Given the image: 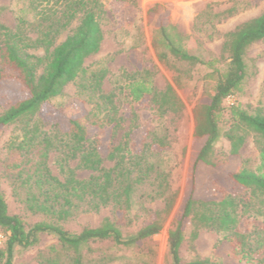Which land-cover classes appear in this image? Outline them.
Masks as SVG:
<instances>
[{
    "label": "trees",
    "instance_id": "obj_1",
    "mask_svg": "<svg viewBox=\"0 0 264 264\" xmlns=\"http://www.w3.org/2000/svg\"><path fill=\"white\" fill-rule=\"evenodd\" d=\"M117 4L136 9V0H22L14 26L10 28L0 22V83L9 78L24 91L23 97L7 104L0 112V132L9 126L18 130L10 140V146L21 158L14 165L15 179L27 187V210L41 217L26 225L18 215L9 213L0 184V232L5 236L0 264H12L15 246L30 247L45 232L54 234L60 248L70 254L65 261L55 256L46 258L43 264H84L81 249L88 243L111 240L115 246H130L157 233L162 222L155 217L129 235L123 234L109 218H104L96 227H83L77 233L68 232L61 223L77 213L97 212L108 206L116 215L124 217L143 202L163 200L167 209L171 206L169 171L158 160L170 144L159 125L140 133L132 111L130 123L116 144L103 147L92 136L93 129L110 130L109 137H112L123 128L125 118L123 114L117 115L114 104L118 96L131 106L147 100L158 117L176 112L180 105L170 86L163 90L154 86L155 71L147 64L132 72L122 71L117 93L102 92L100 84L107 73L102 65L87 73L84 60L99 51L104 27L113 21V7ZM210 6L201 14L209 11ZM235 10L236 2L213 17L218 22L219 16L230 15ZM149 16L154 18L160 40V44L154 41L158 59L166 61L171 57L191 66L204 65L211 70L209 76L214 81L211 95L196 113L197 150L191 160L192 175L198 169L217 170L238 155L249 137L257 152L254 168L238 164L225 173L230 187L241 189L239 194L224 190L217 196L201 197L194 194L191 186L175 226L168 232L169 262L264 264V227L259 225L264 223V105L250 111L239 103L223 105L226 97L243 90L249 74L246 52L253 43L264 40V8L258 16L226 32L219 59L210 60L197 56L184 44L186 36L171 23L167 9L161 4L150 8ZM219 60L226 61L224 67H215ZM6 69L12 72L6 73ZM76 81L81 89L89 91L88 99L94 102L93 113L69 116L61 130L57 127L43 130L41 108L60 95L68 83ZM221 135L229 144L224 160L214 156V145ZM53 151L58 152L56 164L61 178L51 174L46 163ZM72 161L92 173L85 179L77 178L69 166ZM105 162L111 165L106 166ZM243 218H252L254 225L241 229ZM186 228L191 241L202 228L221 234L214 245L216 257L182 261L179 247L185 239Z\"/></svg>",
    "mask_w": 264,
    "mask_h": 264
},
{
    "label": "rangeland",
    "instance_id": "obj_2",
    "mask_svg": "<svg viewBox=\"0 0 264 264\" xmlns=\"http://www.w3.org/2000/svg\"><path fill=\"white\" fill-rule=\"evenodd\" d=\"M236 2V10L230 15L219 16V21L213 17ZM22 0H0V22L7 27L14 26L16 11ZM155 4H161L167 9L169 20L176 29L186 36L184 44L204 60L219 59L223 35L234 29L241 22L258 16L264 8V0H136V9L129 10L123 5L113 7L110 23L104 27V38L96 54L88 56L83 63L87 73L96 66L102 65L107 73L100 84L103 93L118 92L117 85L122 82V71L132 72L141 65L152 66L155 73L153 84L158 90L170 86L180 101L179 109L158 117L147 100L130 105L114 98L117 115L123 114V128L115 136H110V130L91 129L92 136L98 138L103 147L118 142L121 133L130 123L131 113L136 114V122L140 133L146 129L158 127L165 132L170 147L158 156V160L169 171V199L171 206L166 208V202L155 200L143 202L132 208L128 217L115 214L111 206L101 208L97 212H81L61 223L70 233H77L83 227H96L104 218L116 222L122 233H134L143 222L155 217L162 222L160 230L152 236L130 246H115L111 240L90 242L81 249L84 264H170L168 259V232L175 226L181 205L193 185L197 196H217L222 191L239 194L240 188H231L225 173L233 170L238 164L254 168L257 164V152L252 138L246 139L238 151V155L229 158L227 163L217 167L198 169L194 175L191 172V160L197 150L194 139L196 113L199 105L205 103L212 93L214 81L209 76L211 70L204 65L191 66L186 62L168 57L161 61L157 57L154 41L160 44L155 32L154 18L149 16V10ZM211 9L203 15L206 6ZM202 15L200 18H198ZM112 27L114 29H112ZM210 35L211 37H208ZM157 39V40H156ZM38 54L40 51L37 52ZM246 63L249 67L241 93L231 95L223 100V105L241 104L247 110L264 105V40L253 43L246 52ZM225 60H219L215 67L222 68ZM12 72L10 69L5 70ZM78 82L68 83L62 93L51 98L40 111L43 130H61L65 121L71 115L84 116L93 113L94 102L88 99L87 90L78 86ZM23 89L13 80L0 83V112L3 107L16 99L23 97ZM91 118V115H89ZM57 124V126H55ZM225 125V124H224ZM225 126L222 127V130ZM18 130L13 126L0 132V184L8 211L18 215L26 225L41 220L37 214H32L26 208L25 198L27 187L22 181L15 179L14 165L19 162L20 155L11 146L10 140L15 138ZM229 150V144L221 135L214 145V156L224 160ZM58 152H50L46 159L50 173L61 178L56 160ZM110 166V162H105ZM77 178L85 179L92 172L77 167V161L69 163ZM193 177V182H192ZM148 210V211H147ZM147 211V212H146ZM252 218H243L241 229H249L254 225ZM264 227V223H259ZM189 229L186 228L185 239L179 247L182 261L195 258L216 257L214 245L221 234L213 230L199 229L194 241L189 239ZM5 247V236L0 232V252ZM70 252H64L52 233H40L38 242L25 249L17 246L13 249L12 264H43L48 257L58 256L65 261Z\"/></svg>",
    "mask_w": 264,
    "mask_h": 264
}]
</instances>
